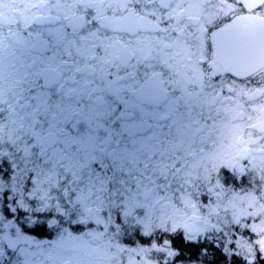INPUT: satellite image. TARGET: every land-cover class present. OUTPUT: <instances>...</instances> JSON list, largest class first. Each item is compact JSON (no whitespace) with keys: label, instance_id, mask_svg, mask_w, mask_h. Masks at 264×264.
<instances>
[{"label":"flooded vegetation","instance_id":"af4514ba","mask_svg":"<svg viewBox=\"0 0 264 264\" xmlns=\"http://www.w3.org/2000/svg\"><path fill=\"white\" fill-rule=\"evenodd\" d=\"M0 97L50 150L93 132L169 169L185 139L183 168L264 178V0H0Z\"/></svg>","mask_w":264,"mask_h":264},{"label":"rangeland","instance_id":"374dc122","mask_svg":"<svg viewBox=\"0 0 264 264\" xmlns=\"http://www.w3.org/2000/svg\"><path fill=\"white\" fill-rule=\"evenodd\" d=\"M3 103L0 264H264V178L233 187L201 176L197 162L183 168L185 139L173 140L169 169L151 147L135 160L100 146L93 132L64 136L50 150L47 128L21 127ZM39 226L46 235L33 234ZM185 242L195 246L183 253Z\"/></svg>","mask_w":264,"mask_h":264},{"label":"trees","instance_id":"16d2710c","mask_svg":"<svg viewBox=\"0 0 264 264\" xmlns=\"http://www.w3.org/2000/svg\"><path fill=\"white\" fill-rule=\"evenodd\" d=\"M44 228L45 227H43V226H39V227H37L35 230H34V232H33V234L34 235H37V236H43V235H46L45 233V230H44ZM178 246V248L177 249H179L180 250V252H185V251H187V250H192L190 247L191 246H195V244H191V243H189V242H185V250H184V248L182 247V245H177ZM191 258L192 259H194L192 256H191ZM219 259V258H218ZM226 264H229V262H227Z\"/></svg>","mask_w":264,"mask_h":264},{"label":"water","instance_id":"95a60500","mask_svg":"<svg viewBox=\"0 0 264 264\" xmlns=\"http://www.w3.org/2000/svg\"><path fill=\"white\" fill-rule=\"evenodd\" d=\"M186 230L190 236H193L196 233L195 224L193 222L189 223V226L186 228Z\"/></svg>","mask_w":264,"mask_h":264}]
</instances>
